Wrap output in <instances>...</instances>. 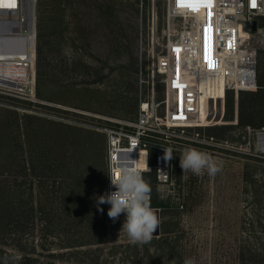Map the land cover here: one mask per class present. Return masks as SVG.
<instances>
[{
    "label": "rangeland",
    "instance_id": "obj_1",
    "mask_svg": "<svg viewBox=\"0 0 264 264\" xmlns=\"http://www.w3.org/2000/svg\"><path fill=\"white\" fill-rule=\"evenodd\" d=\"M138 5L139 0H44L48 67L35 71V102L0 93V223L11 220L16 201L22 205L23 217L31 204L34 207L32 219L22 230L5 237L8 260L19 259L22 252L14 246L19 241L26 252L34 251L36 264L145 262L142 245L136 250L122 229L124 214L113 222L104 210L105 228L99 230L100 222L89 209L93 198L104 194L102 129L115 126L109 119L131 121L136 115L135 87L146 57L145 53L140 57ZM150 6V0L143 1L144 38ZM155 6L160 31L163 0H155ZM259 22L263 28L264 17ZM255 40L264 45L261 35ZM256 62L264 75V48L257 49ZM143 79H149L145 71ZM162 87L157 76V98ZM220 114L218 109L212 126L226 124ZM260 133L263 128H235L222 139L213 136L228 141L230 150L215 153L189 147L183 151L195 149L209 155L220 168L215 175H209L206 168L198 175L190 170L183 173V152L178 151L172 167L174 190L148 182L174 202L193 185L194 199L188 210L157 212L158 232L166 228L164 223L173 222L169 228L176 232L171 235L183 236L181 264L185 259L195 264H237L236 242L243 238L255 242L257 219L263 222L253 197L254 191L264 190V146L260 144L264 135ZM57 206L66 210V217L80 221L78 230L54 228L51 209ZM92 226L96 230L92 244L69 248L75 230L85 235ZM160 264L177 263L162 260Z\"/></svg>",
    "mask_w": 264,
    "mask_h": 264
},
{
    "label": "built area",
    "instance_id": "obj_2",
    "mask_svg": "<svg viewBox=\"0 0 264 264\" xmlns=\"http://www.w3.org/2000/svg\"><path fill=\"white\" fill-rule=\"evenodd\" d=\"M143 1L138 5L139 45L140 57L143 53L146 57L140 66L137 111L133 120L109 119L115 126L102 129L104 193L115 190L107 173L126 160H139L142 175L153 171L156 184L173 191L174 155L189 147L215 153L230 150L228 141L205 135L204 128L216 124L218 109L223 114L226 92L237 98L240 91L257 88V49L264 45L255 39L264 37L259 22L264 17V0H211V7L201 0L196 10L178 6V0H163L160 31L155 0H150L145 38ZM251 21H256L255 32L246 30ZM35 56L36 0H0V93L35 102ZM157 76L163 86L160 98L155 93ZM236 123L235 118L231 124ZM165 149L173 151L171 160L165 159ZM178 203L181 210L182 199ZM109 207L104 204L106 212Z\"/></svg>",
    "mask_w": 264,
    "mask_h": 264
},
{
    "label": "trees",
    "instance_id": "obj_3",
    "mask_svg": "<svg viewBox=\"0 0 264 264\" xmlns=\"http://www.w3.org/2000/svg\"><path fill=\"white\" fill-rule=\"evenodd\" d=\"M48 21L46 9L44 7V0H36V56H35V71L36 74L40 72L41 69L48 67L47 63V46L48 41ZM257 63V62H256ZM256 90L255 91H240L237 95L236 100L234 99V93L231 91L226 92L224 98V114L222 119L226 124L221 126H208L204 128L206 130L207 136H215L217 138H224V134L231 129H264V75L261 73V66L256 64ZM37 93V91H35ZM135 99L137 101V84L135 87ZM30 103V102H29ZM138 105V101H137ZM137 111V109H136ZM236 118V124H231ZM196 130L201 131V128ZM153 162V152L149 151L148 163L152 165ZM97 167V166H96ZM96 169V168H95ZM97 176L96 171L93 173V177ZM105 175V173H104ZM143 178L146 182L152 183L155 181L154 172L143 174ZM151 207L154 209H159V211L165 213L171 210H179L185 212L189 209L191 203L193 202V185L189 186L186 196L182 197V209L180 210L178 201L174 202L168 196L163 197L155 189L151 188ZM96 195V194H95ZM254 204L257 208L258 214H262L263 222L257 219L258 222V236H254L255 242L253 240H247L243 238L240 243L236 242V252H237V264H264V190L254 191ZM21 204L15 203L14 212L11 220H7L4 224L0 223V264H36L37 259L34 257V251L32 253L26 252L21 246L20 242L17 241L16 250L22 252L19 255L17 261H10L7 258V250L5 249V237L7 234L16 235L20 230H22V225L28 220L32 219L34 214V207L31 204L29 209H27L26 217L22 215ZM104 209V205H100ZM89 209L92 217L100 222L98 229L102 227L104 230V225L102 222L104 211L101 213L97 209L96 198H93V202H90ZM254 213V207H251ZM66 210L60 207H54L51 209L52 218L51 222H54V228L60 230L61 232H70L72 228L78 230L80 226V221L74 217H66ZM31 222V221H29ZM166 228L163 231H156L153 235V239L147 244H140L143 248L144 253L141 258L145 260L143 264H160L162 260L181 264L182 254L180 253L181 248V236L179 233L176 235H171L172 230L169 227L174 226L173 222L164 223ZM253 227V224H252ZM73 233L70 237L71 243H69V248L83 247L91 242H94L93 234H95V227L88 228L85 235H80V231ZM87 238V239H85ZM69 240V239H68ZM150 247H153L151 252ZM136 250L139 248V244L134 247ZM138 254V251H136ZM137 258V255L135 256ZM153 258L152 262L148 260ZM172 259V260H171ZM141 260V261H143ZM147 260V261H146Z\"/></svg>",
    "mask_w": 264,
    "mask_h": 264
},
{
    "label": "clouds",
    "instance_id": "obj_4",
    "mask_svg": "<svg viewBox=\"0 0 264 264\" xmlns=\"http://www.w3.org/2000/svg\"><path fill=\"white\" fill-rule=\"evenodd\" d=\"M172 154V150L165 149L166 160H171ZM138 161L126 160L119 163L115 170L107 173L110 187L115 190L96 197V205L101 213L104 210L100 205H110L107 215L113 222L124 214L122 229L127 231L132 243L147 244L153 239V233L159 229L160 221L158 210L151 207L152 189L143 178ZM180 166L183 173L190 170L197 175L205 168L209 175H215L220 171L209 155L195 149H188L182 153ZM184 264H195V262L193 259H185Z\"/></svg>",
    "mask_w": 264,
    "mask_h": 264
},
{
    "label": "snow or ice",
    "instance_id": "obj_5",
    "mask_svg": "<svg viewBox=\"0 0 264 264\" xmlns=\"http://www.w3.org/2000/svg\"><path fill=\"white\" fill-rule=\"evenodd\" d=\"M201 0H195V3H185L184 0H178V6H187L196 10L200 6ZM204 6L211 7V0H206ZM179 51V49H177ZM209 66L211 67V61H209ZM178 86V85H177Z\"/></svg>",
    "mask_w": 264,
    "mask_h": 264
},
{
    "label": "water",
    "instance_id": "obj_6",
    "mask_svg": "<svg viewBox=\"0 0 264 264\" xmlns=\"http://www.w3.org/2000/svg\"><path fill=\"white\" fill-rule=\"evenodd\" d=\"M246 30L248 32H255L256 31V21H251L246 23ZM264 30V27H263Z\"/></svg>",
    "mask_w": 264,
    "mask_h": 264
},
{
    "label": "bare ground",
    "instance_id": "obj_7",
    "mask_svg": "<svg viewBox=\"0 0 264 264\" xmlns=\"http://www.w3.org/2000/svg\"><path fill=\"white\" fill-rule=\"evenodd\" d=\"M260 44V43H257ZM205 115V113H203V116ZM207 122V121H206ZM262 145L264 146V137H262Z\"/></svg>",
    "mask_w": 264,
    "mask_h": 264
},
{
    "label": "crops",
    "instance_id": "obj_8",
    "mask_svg": "<svg viewBox=\"0 0 264 264\" xmlns=\"http://www.w3.org/2000/svg\"><path fill=\"white\" fill-rule=\"evenodd\" d=\"M105 163V162H104Z\"/></svg>",
    "mask_w": 264,
    "mask_h": 264
}]
</instances>
